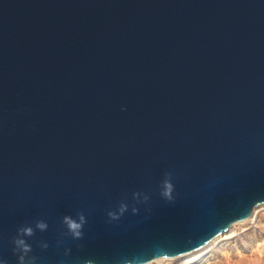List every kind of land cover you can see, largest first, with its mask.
<instances>
[{
  "label": "water",
  "instance_id": "water-1",
  "mask_svg": "<svg viewBox=\"0 0 264 264\" xmlns=\"http://www.w3.org/2000/svg\"><path fill=\"white\" fill-rule=\"evenodd\" d=\"M260 205L264 0H0V260L42 220L35 264H149Z\"/></svg>",
  "mask_w": 264,
  "mask_h": 264
},
{
  "label": "rangeland",
  "instance_id": "rangeland-1",
  "mask_svg": "<svg viewBox=\"0 0 264 264\" xmlns=\"http://www.w3.org/2000/svg\"><path fill=\"white\" fill-rule=\"evenodd\" d=\"M245 223L242 226H246ZM237 229L236 237L219 245L207 259L199 264H264V214L258 223L242 232ZM153 264H182L181 260L159 261Z\"/></svg>",
  "mask_w": 264,
  "mask_h": 264
},
{
  "label": "clouds",
  "instance_id": "clouds-1",
  "mask_svg": "<svg viewBox=\"0 0 264 264\" xmlns=\"http://www.w3.org/2000/svg\"><path fill=\"white\" fill-rule=\"evenodd\" d=\"M172 184L166 179L164 181V190L161 193L164 197L171 199L172 193ZM138 195V194H137ZM146 199V198H145ZM127 210L126 204H121L119 207V212L109 211L107 215L111 220L119 219V216L122 215ZM133 213L137 211L136 208L132 209ZM87 223L86 217L83 213H77L76 218L72 216H64L63 224L66 226L67 235H70L73 239H81L83 237V227ZM48 224L42 220H38L35 223V228L32 226H22L17 230V235L13 239V252L18 254V264H35L36 257L29 256V253L32 251L31 246L26 242L24 237H31L35 234V230H39L41 232L47 230ZM40 247L42 249H47L48 244L45 242H41ZM69 249H65V255L69 254ZM0 264H8L6 260H0ZM85 264H94L92 260L85 261ZM125 264H132L131 261H125Z\"/></svg>",
  "mask_w": 264,
  "mask_h": 264
},
{
  "label": "bare ground",
  "instance_id": "bare-ground-1",
  "mask_svg": "<svg viewBox=\"0 0 264 264\" xmlns=\"http://www.w3.org/2000/svg\"><path fill=\"white\" fill-rule=\"evenodd\" d=\"M262 214H264V205L257 206L252 210L251 214L248 217L239 222L234 223L233 225H231V227H229V229L214 237L210 242H208L200 249L176 258L156 259L149 264H153L156 262L158 263L159 261L168 262L173 260H181L182 264H199L203 260L207 259L210 255H212V253L217 247H219V245H224L226 242L236 237L237 229H239L240 226L244 225L245 223H248V225L242 226V232L248 231L250 229V226H255L258 223Z\"/></svg>",
  "mask_w": 264,
  "mask_h": 264
}]
</instances>
